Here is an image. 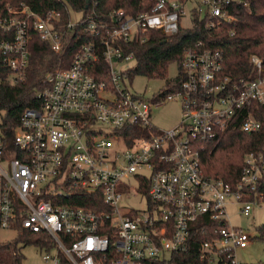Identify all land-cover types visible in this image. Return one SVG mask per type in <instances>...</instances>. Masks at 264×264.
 I'll return each mask as SVG.
<instances>
[{
	"label": "built area",
	"instance_id": "1",
	"mask_svg": "<svg viewBox=\"0 0 264 264\" xmlns=\"http://www.w3.org/2000/svg\"><path fill=\"white\" fill-rule=\"evenodd\" d=\"M232 1L154 0L151 11L134 15L112 9L106 22L94 19V1L66 25L59 13L42 16L27 7L0 18V28L13 33L0 41L8 81L24 77L35 33L56 53L77 28L99 36L75 49L68 67L47 74L37 94L41 107L27 108L13 131L0 127V229L21 223L47 232L55 254L43 250L44 259L53 264L61 254L70 264H252L237 253L260 233L232 225L227 207L237 203L248 216L264 203L258 191L264 149L246 154L235 185L208 175L202 154L230 128L249 134L264 128L262 59L251 56L255 76L234 79L224 72V52L199 40L182 53L179 88L147 99L129 87L135 55L125 50L149 31L176 33L188 5L208 28L228 23ZM101 57L109 82L93 74ZM175 97L180 123L162 130L152 121V105ZM135 125L149 135L128 141L118 131ZM79 190L101 195L107 209L62 204ZM138 197L145 207L128 203Z\"/></svg>",
	"mask_w": 264,
	"mask_h": 264
},
{
	"label": "trees",
	"instance_id": "2",
	"mask_svg": "<svg viewBox=\"0 0 264 264\" xmlns=\"http://www.w3.org/2000/svg\"><path fill=\"white\" fill-rule=\"evenodd\" d=\"M94 1L97 3L94 19L105 22L112 9L123 8L134 15L151 11L154 3V0H89V3L87 0H0V18L11 17L14 15L13 10L21 14L22 8L27 7L42 16L48 12L59 13L61 23L66 25L75 19L73 12L86 14L91 11ZM229 13L232 15V21L217 28H208L206 19L201 17L199 11L192 9L191 27L185 28L181 23L179 30L174 34L168 35L153 30L146 34L145 41L126 43V52L135 55V64L130 69L131 81L133 82L137 75L166 79L169 67L174 63L180 67L184 50L199 40H203L209 48L224 52V72L231 78L240 79L256 75L251 62L253 55L262 59L264 70V0H233ZM12 37V32L0 28V41L11 40ZM98 39L97 34H85L77 28L69 45L61 53H56L48 42L43 41L38 34H33L30 45L33 54L29 67L24 77L16 81H8L11 70L3 64L0 53V111L4 112L0 127H8L13 131L20 124L21 116L27 108L41 107L42 103L37 94L44 87L47 74L68 67L75 49L83 43ZM93 74L100 80L109 82L108 64L103 57L95 64ZM179 85L180 73L167 83L161 95L177 90ZM262 111L264 112V107ZM261 117L264 121V115ZM118 131L123 133L128 141L149 135L150 132L141 125L125 126ZM259 149H264V128L259 133L251 134L238 128H230L217 145L212 144L203 152V168L208 175L235 185L241 175L246 154ZM258 191L264 194V182L259 184ZM72 196V200H63L62 204L107 209L103 197L99 194L79 190ZM15 231L16 237L13 240H0V264H24L25 255L22 249L29 244H35L41 251L52 250L54 247V241L47 232H32L23 228L21 223L15 225ZM258 231L260 238L264 239V224L258 227ZM59 264L70 262L61 254Z\"/></svg>",
	"mask_w": 264,
	"mask_h": 264
},
{
	"label": "rangeland",
	"instance_id": "3",
	"mask_svg": "<svg viewBox=\"0 0 264 264\" xmlns=\"http://www.w3.org/2000/svg\"><path fill=\"white\" fill-rule=\"evenodd\" d=\"M188 5L185 10V15L182 18V26L189 28L192 26L191 8ZM203 15V14H202ZM75 19L81 18V13L73 12ZM134 63L131 62V67ZM179 74V65L172 64L169 67L168 77L166 79L148 78L146 76L137 75L133 78L132 85L129 87L145 98L150 99L154 94L159 93L166 88L167 83ZM181 100L177 97L167 100L159 105H152V121L162 130H169L180 123L181 120ZM4 112L0 111V122L2 121ZM130 205L143 208L146 206L144 197H138L128 201ZM228 219L234 226H239L257 235L259 226L264 224V203L260 206H254L250 215H244L239 212V204L233 203L227 207ZM259 236V235H258ZM16 237V231L13 229H0V240L10 241ZM25 260L24 264H53L52 261L44 259L45 251H41L35 244H29L22 249ZM55 254V249L51 251ZM238 259L244 263H264V239L255 238L247 248L238 251Z\"/></svg>",
	"mask_w": 264,
	"mask_h": 264
},
{
	"label": "water",
	"instance_id": "4",
	"mask_svg": "<svg viewBox=\"0 0 264 264\" xmlns=\"http://www.w3.org/2000/svg\"><path fill=\"white\" fill-rule=\"evenodd\" d=\"M87 2L89 3V0H87ZM87 7H88V4H87Z\"/></svg>",
	"mask_w": 264,
	"mask_h": 264
}]
</instances>
